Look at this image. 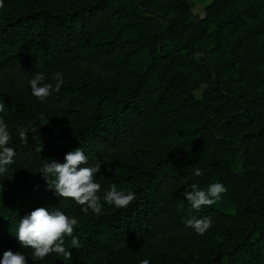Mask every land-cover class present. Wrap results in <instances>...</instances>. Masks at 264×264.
I'll return each mask as SVG.
<instances>
[{
	"label": "trees",
	"instance_id": "trees-1",
	"mask_svg": "<svg viewBox=\"0 0 264 264\" xmlns=\"http://www.w3.org/2000/svg\"><path fill=\"white\" fill-rule=\"evenodd\" d=\"M117 1L90 0L67 8L51 5L21 9L0 17V116L9 124L13 136L10 145L16 150L14 163L0 175V184L7 181L3 177L15 182L17 194H26L27 213L41 206L59 207L76 217L73 234L80 240V247L71 249L69 238H65L71 252L67 259L50 253L40 260L31 249H20L12 234L20 217L9 208L16 194L0 204V254L7 249L21 250L28 264H142L144 260L156 264L143 256L157 255L164 244L190 248L200 237L186 227L178 212V203L185 199V145L166 149V156L160 157L159 141L149 132V123L158 109V102L150 101L148 95L150 68L138 78L126 77L132 53L140 52L135 46L140 27L125 6L115 5ZM78 35L90 47L85 52L73 42L64 44L67 37L78 40ZM57 72L64 78L58 91L51 78ZM36 74H42L44 83L53 86L44 102L30 94L28 81ZM204 74L211 78L208 70ZM111 84L124 89L122 96ZM186 107L189 121L178 122V116L171 114L170 122L162 129L172 127L168 134H191L210 120L204 114V101L194 95H190ZM20 126L29 131L27 142L18 137ZM32 128L37 129L36 133L31 132ZM207 135L225 149L239 145L236 139L217 131ZM144 145L158 157L146 170L135 160L136 149ZM76 147L88 157L84 166L96 162L101 165L95 177L102 186L98 193L100 214L83 213L81 206L55 196L37 172L45 162H63L64 154ZM247 151V147L239 146L236 154ZM224 163L228 173L245 181L264 178L259 168L234 169L237 161L233 156ZM128 181L130 186L122 188ZM113 183L118 190L134 192L136 199L123 208L104 203L103 195ZM200 211L195 214L197 218L210 217L213 221L204 234L212 237L220 217L226 214L210 205ZM225 218L229 223L235 220L232 214ZM260 247L246 236L215 256L201 253L186 264H264ZM130 253L137 254L136 259L129 260Z\"/></svg>",
	"mask_w": 264,
	"mask_h": 264
},
{
	"label": "rangeland",
	"instance_id": "rangeland-1",
	"mask_svg": "<svg viewBox=\"0 0 264 264\" xmlns=\"http://www.w3.org/2000/svg\"><path fill=\"white\" fill-rule=\"evenodd\" d=\"M87 1L90 0H3L0 17L21 9L51 5L67 8ZM115 5L125 6L140 27L135 45L140 52L132 53L126 77L138 78L145 68H150L148 95L150 101L158 102V109L149 123V132L159 141L160 157L166 156V149L183 144L187 151L183 164L187 173L185 190L190 191L192 184L206 189L215 182L227 188L221 199L210 205L226 214L220 217L221 223L212 237L202 235L190 248L164 244L157 255L148 253L143 257L156 264H186L201 253L215 256L246 236L264 252V178L245 181L231 171L228 173L224 163L233 156L237 161L234 169L264 171V0H118ZM78 38L67 37L64 44L73 42L79 51L85 52L90 47L79 35ZM207 70L211 78L204 74ZM111 86L120 90L122 96L124 89ZM190 95L204 101V114L210 120L194 133L168 134L173 128H162L170 122L171 114L178 116V122L189 121L186 104ZM216 131L236 139L239 145L234 149L217 145L207 135ZM239 146L248 151L236 154ZM135 157L143 170L158 158L154 150L148 151L147 145L136 149ZM3 178L7 181L0 184V204L19 190L12 179ZM129 184L128 181L121 187ZM25 207L26 194L22 193L9 204L20 218L27 213ZM178 209L184 221L201 212L189 213L185 199L178 203ZM229 214L235 218L233 223L225 218ZM136 257L137 254L130 253L128 258Z\"/></svg>",
	"mask_w": 264,
	"mask_h": 264
},
{
	"label": "clouds",
	"instance_id": "clouds-1",
	"mask_svg": "<svg viewBox=\"0 0 264 264\" xmlns=\"http://www.w3.org/2000/svg\"><path fill=\"white\" fill-rule=\"evenodd\" d=\"M0 7H3V0H0ZM44 80L45 77L42 74H36L28 81L30 94L41 102H44L53 90L52 84L44 83ZM53 80L55 90L58 91L64 83L63 74L57 72ZM0 111H2V106H0ZM17 131L19 139L27 142L29 131L23 128ZM36 131V128L31 129L33 133ZM12 140L9 124L0 116V175L5 174L8 166L14 163L16 150L10 145ZM87 164L88 157L85 152L80 147H76L64 154L63 162L56 159L45 162L37 172L42 175L49 190H52L55 196L69 199L81 206L80 210L83 213L91 211L93 214H100L102 211L101 197L98 193L102 186L95 177L100 172L101 165L96 162L92 166H84ZM199 174V170H196V175ZM189 187L191 190L186 189L184 192L185 200L189 205V213L199 211L202 206L216 203L221 199V194L227 191L221 182L211 183L206 189H201L196 184ZM2 191L3 185H0V192ZM135 199L134 192L125 193L118 190L115 183L103 195V202L114 205L116 208L126 207ZM77 224L78 219L68 215L61 208L41 206L20 218L12 234L20 249H31L33 255L40 260L50 253L67 259L71 257V252L65 245V238H69L71 249L80 247L78 236L73 234ZM185 224L196 235L202 236L213 226V221L210 217L197 218L195 215H190ZM0 264H28V260L23 251L7 249L0 254ZM142 264H150V262L144 260Z\"/></svg>",
	"mask_w": 264,
	"mask_h": 264
}]
</instances>
